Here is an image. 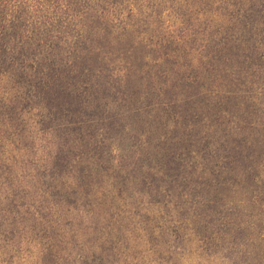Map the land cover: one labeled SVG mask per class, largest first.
<instances>
[{"label": "trees", "instance_id": "16d2710c", "mask_svg": "<svg viewBox=\"0 0 264 264\" xmlns=\"http://www.w3.org/2000/svg\"><path fill=\"white\" fill-rule=\"evenodd\" d=\"M186 2L166 26L151 0H0V75L30 126L24 148L9 142L13 189L44 204L31 220L53 255L91 243L104 198L170 208L234 171L224 150L260 144L249 131L264 133V0Z\"/></svg>", "mask_w": 264, "mask_h": 264}, {"label": "rangeland", "instance_id": "374dc122", "mask_svg": "<svg viewBox=\"0 0 264 264\" xmlns=\"http://www.w3.org/2000/svg\"><path fill=\"white\" fill-rule=\"evenodd\" d=\"M156 3L166 26L177 23L174 10L191 9L186 0H151L152 5ZM183 17L188 18L187 14ZM14 88L0 75V264H264V133L260 138L251 130L249 135L258 137L260 144L224 150L240 159L231 163L234 171L195 183L190 187L191 195L180 204L160 208L144 202L133 207L121 199L119 207L112 209L111 198H104L91 216L96 226L90 244L76 243L72 250L61 243L53 247L56 256L44 250L49 240L40 237L39 226L34 229L31 220L35 206L44 204L35 202L32 188L21 185L13 189L16 179L11 175L14 167L9 142L19 137L18 144L24 148L30 131L27 105L22 108L25 102L20 105L22 113L14 110ZM237 150H242V155L253 151L250 162L243 161ZM245 165L251 169L246 170ZM19 170L15 167V172ZM12 198L22 204L20 208ZM13 216L18 223L12 221ZM25 235L30 237L28 245L19 246L17 240L23 241ZM100 239H104L101 244ZM91 245L89 263L78 261L75 252L84 254Z\"/></svg>", "mask_w": 264, "mask_h": 264}]
</instances>
